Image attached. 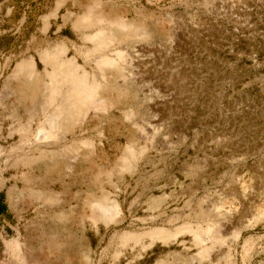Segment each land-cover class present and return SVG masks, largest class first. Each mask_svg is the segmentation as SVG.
Returning a JSON list of instances; mask_svg holds the SVG:
<instances>
[{
    "label": "rangeland",
    "instance_id": "374dc122",
    "mask_svg": "<svg viewBox=\"0 0 264 264\" xmlns=\"http://www.w3.org/2000/svg\"><path fill=\"white\" fill-rule=\"evenodd\" d=\"M0 196V264H264V0H0Z\"/></svg>",
    "mask_w": 264,
    "mask_h": 264
},
{
    "label": "bare ground",
    "instance_id": "6f19581e",
    "mask_svg": "<svg viewBox=\"0 0 264 264\" xmlns=\"http://www.w3.org/2000/svg\"><path fill=\"white\" fill-rule=\"evenodd\" d=\"M63 80L68 82V78H65ZM76 87L77 86L74 85L73 93L75 95H78L80 93V91H79L78 87L77 88ZM59 118H60V116L59 117L58 116H53V118H51V122L50 123H49L50 120H48V123H49V126L48 127H50V126L51 127L49 128V130H46V131L43 129V131H42L43 137H51L53 135V132L56 130V128L58 126ZM197 234H198L197 237L199 238V236H200L201 233L198 232Z\"/></svg>",
    "mask_w": 264,
    "mask_h": 264
},
{
    "label": "trees",
    "instance_id": "16d2710c",
    "mask_svg": "<svg viewBox=\"0 0 264 264\" xmlns=\"http://www.w3.org/2000/svg\"><path fill=\"white\" fill-rule=\"evenodd\" d=\"M5 212V206L3 204V200L0 196V215L3 214Z\"/></svg>",
    "mask_w": 264,
    "mask_h": 264
}]
</instances>
